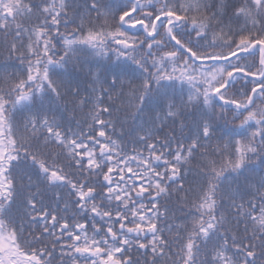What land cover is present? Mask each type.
<instances>
[{
	"label": "snow or ice",
	"instance_id": "obj_1",
	"mask_svg": "<svg viewBox=\"0 0 264 264\" xmlns=\"http://www.w3.org/2000/svg\"><path fill=\"white\" fill-rule=\"evenodd\" d=\"M0 58V264H264V0H0Z\"/></svg>",
	"mask_w": 264,
	"mask_h": 264
},
{
	"label": "trees",
	"instance_id": "obj_2",
	"mask_svg": "<svg viewBox=\"0 0 264 264\" xmlns=\"http://www.w3.org/2000/svg\"><path fill=\"white\" fill-rule=\"evenodd\" d=\"M79 57H80V63L85 68H90V69H92L93 72L98 73L101 79H110L111 78L113 69L115 67V57L114 56L112 57V60L109 61L107 58L95 56L91 52H81V53H79ZM4 62L5 61L2 58H0V64H3ZM68 71H69V75L71 76V78H73L74 80H76L80 83L81 89H82V95H87L89 87H90V83H91L90 78L87 77L84 73L75 71L71 65L69 66ZM105 102H107V97H105ZM121 106H122L121 101L115 100L113 107L114 108H120ZM68 107L70 109L71 106L69 105ZM60 111H64L63 106H61ZM64 114L68 115L67 112H65ZM113 115L114 116H120L121 118H123L124 113L114 112ZM77 118L78 119L80 118L79 114H77ZM165 131H167V129ZM192 166L193 167L196 166L195 162H193ZM185 187H188V185L186 184ZM57 191H59V190L53 189L48 194L52 195ZM181 195H183V193H181ZM173 199H175V197ZM241 227H243V226L241 225Z\"/></svg>",
	"mask_w": 264,
	"mask_h": 264
}]
</instances>
